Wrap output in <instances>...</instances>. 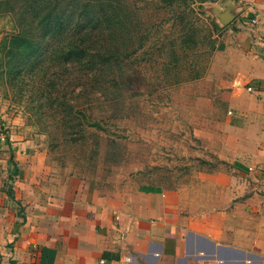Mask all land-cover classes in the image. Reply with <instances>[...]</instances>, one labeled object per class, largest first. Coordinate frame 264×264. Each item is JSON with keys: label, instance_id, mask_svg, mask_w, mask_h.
Masks as SVG:
<instances>
[{"label": "crops", "instance_id": "1", "mask_svg": "<svg viewBox=\"0 0 264 264\" xmlns=\"http://www.w3.org/2000/svg\"><path fill=\"white\" fill-rule=\"evenodd\" d=\"M231 11L215 157L177 184L120 192L57 175L0 126V264H264V0Z\"/></svg>", "mask_w": 264, "mask_h": 264}, {"label": "rangeland", "instance_id": "2", "mask_svg": "<svg viewBox=\"0 0 264 264\" xmlns=\"http://www.w3.org/2000/svg\"><path fill=\"white\" fill-rule=\"evenodd\" d=\"M32 1L11 0L6 8L17 13H0V126L37 144L52 173L122 192L170 187L214 159L210 121L230 96L231 22L218 15L240 0H124L130 26L135 16L145 26L130 29L121 70L101 83L64 67L41 30L39 53L12 58L9 35L39 21L24 13Z\"/></svg>", "mask_w": 264, "mask_h": 264}, {"label": "trees", "instance_id": "3", "mask_svg": "<svg viewBox=\"0 0 264 264\" xmlns=\"http://www.w3.org/2000/svg\"><path fill=\"white\" fill-rule=\"evenodd\" d=\"M79 1L63 0L61 3L60 0H33L24 13H36L39 18L37 26H27L22 32L9 35V42L5 47L8 53L12 58L22 52L28 56L30 54V57L39 53L34 38L35 30H41L53 48L52 54H60L63 58L61 62L64 67L79 66L88 71L87 76L91 75L95 82L116 68L121 70L124 58L129 55L126 52L130 29L134 28L135 34H138L145 23L135 16L130 26L124 0H89L78 3ZM10 2L11 0H0V13H17L6 8ZM68 15L71 21L67 19ZM27 20L25 18V23ZM84 90L90 93L89 90Z\"/></svg>", "mask_w": 264, "mask_h": 264}, {"label": "water", "instance_id": "4", "mask_svg": "<svg viewBox=\"0 0 264 264\" xmlns=\"http://www.w3.org/2000/svg\"><path fill=\"white\" fill-rule=\"evenodd\" d=\"M218 17L224 24L230 23L233 19L231 9L225 11L224 13H220Z\"/></svg>", "mask_w": 264, "mask_h": 264}, {"label": "built area", "instance_id": "5", "mask_svg": "<svg viewBox=\"0 0 264 264\" xmlns=\"http://www.w3.org/2000/svg\"><path fill=\"white\" fill-rule=\"evenodd\" d=\"M0 140H1V141H4L5 138H4L2 135H0ZM0 173H1V169H0Z\"/></svg>", "mask_w": 264, "mask_h": 264}, {"label": "bare ground", "instance_id": "6", "mask_svg": "<svg viewBox=\"0 0 264 264\" xmlns=\"http://www.w3.org/2000/svg\"><path fill=\"white\" fill-rule=\"evenodd\" d=\"M0 135H1V134H0ZM2 136H3V135H2ZM3 137L5 138V136H3ZM5 139H6V138H5ZM0 141H1V140H0ZM4 141H5V140H4ZM4 141H3V142H4Z\"/></svg>", "mask_w": 264, "mask_h": 264}]
</instances>
